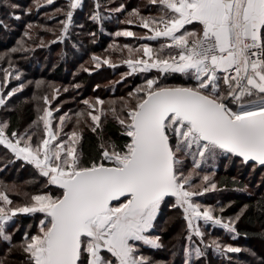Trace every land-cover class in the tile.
Segmentation results:
<instances>
[{
	"label": "snow or ice",
	"instance_id": "obj_1",
	"mask_svg": "<svg viewBox=\"0 0 264 264\" xmlns=\"http://www.w3.org/2000/svg\"><path fill=\"white\" fill-rule=\"evenodd\" d=\"M148 5L158 14L143 15L134 8L124 21L117 19L136 23L147 34L122 29L113 35L157 41L159 46L109 45L127 51L121 63L130 71L122 79L144 76L126 97L84 99L82 109L72 116L59 115L54 124L53 114L60 110L52 107L59 93L54 88L52 99L47 94L39 98L44 106H38L36 119L23 131L0 119V146L13 157L5 167L20 160L46 178L44 188L34 194L0 181V240L9 245L0 264H13L7 256L14 250L24 257L23 264H154L142 246L163 247L161 236L152 233L164 207L178 210L185 221L183 264H209V251L231 261L230 254L242 249L212 238L205 228L218 226L235 240L247 236L237 225L250 208L264 215V198L244 204L231 217L222 215L231 203L200 202L205 194L227 188L215 180L221 157L264 167V0H148ZM35 6L41 7V0H35ZM10 7L19 10L18 5ZM81 7L83 0H69L67 11L56 9L53 15L63 14L65 19L59 21V33L51 43L71 39L73 14ZM104 7L95 0L89 16L101 29L113 14L125 11L120 4L105 14ZM0 27L7 25L0 22ZM32 29L28 24L24 32L28 40L33 39ZM88 36L94 43L96 34ZM30 50L22 38L11 52ZM7 55H0V61ZM91 60L96 69L116 67L110 58L93 55ZM7 62L9 67L0 69V108L5 110L9 99L26 86L21 71ZM153 70L156 75L149 78ZM173 74H180L185 83H164ZM10 79L19 83L5 91ZM41 84L36 82V87ZM73 117L75 125L65 133ZM102 117L114 118L128 139L118 145L101 137L97 155L85 156L80 126L93 133L103 131ZM51 186L56 190H48ZM13 195H22L26 202H14ZM21 215L37 222L34 231L33 225L26 226L21 241L14 244L8 229Z\"/></svg>",
	"mask_w": 264,
	"mask_h": 264
},
{
	"label": "trees",
	"instance_id": "obj_2",
	"mask_svg": "<svg viewBox=\"0 0 264 264\" xmlns=\"http://www.w3.org/2000/svg\"><path fill=\"white\" fill-rule=\"evenodd\" d=\"M100 2L102 5H106V7L101 9L105 14H107V9L119 7L120 4L125 6V11L113 14V19L106 21L101 29L100 26L89 19L94 10L95 0H83V7L74 11L73 14L74 25L76 26L70 30L71 39L51 43V41L56 40V36L59 33V21L65 19V16L63 14H48L47 12L54 9L67 11L69 0H54V3L51 5L41 0V7L35 6V0H0V22L7 25L6 28L0 27V55L8 53L5 60L0 61V69L9 67L7 61L11 60L20 71L24 69L25 78L35 79L44 77L48 82L61 81L63 84L74 82V84L80 85L79 88L76 87L77 91L74 93L75 96L73 95L74 99L64 103L66 108L71 109L70 113L72 114L84 107L82 101L86 97L89 99L98 96L105 101L126 97L128 92L132 91L135 86L143 83L144 76L143 74H133L122 79V74L127 73L129 69L126 64L121 63L122 60L127 58V51L121 52L119 49H109V45L122 46L129 44L139 47L141 43L148 42L156 48L159 46V42L141 40L136 37H115L113 35L115 31L122 29L130 30L136 33L137 36H144L148 32V30L143 29L136 23L130 25L118 23L117 19L124 21L128 18V12L134 8H139L143 15H157L159 10L155 7L150 8L148 0H100ZM10 5H18L19 10H13ZM28 9H31V11L29 12ZM15 16H19L20 19H15ZM28 24L34 25V29L29 30L33 35L32 40L24 37ZM79 25H83V28L79 27ZM46 29H53L54 31H46ZM90 32L96 34L94 43L91 37L88 36ZM22 38L26 42V47H29L31 50L12 53L11 47L14 45L18 46ZM41 39L44 41V46H40ZM74 44L76 47H73ZM55 52L57 54L54 56L53 53ZM93 55L110 58L112 63L116 64V67L112 68L109 65H102L101 68L96 69L95 64L91 60ZM85 69H88V71H85ZM148 76L151 78L154 74L150 73ZM2 79L3 73L0 71V81ZM124 83L127 84L125 85ZM164 83L183 84L185 83V78L180 74H173L164 80ZM12 84L13 80L10 79L8 87L5 90L10 88ZM97 85L100 87L97 88ZM50 87H54V85L47 84L46 86L42 84L37 90L48 94ZM64 87H61V89ZM35 88L36 84L34 83L25 86L22 92L17 93L9 99V108L7 110L3 109L4 119L10 120L12 126L18 127L20 131L28 128L37 117L39 103L37 104L36 100L32 99L35 93L30 94ZM65 92L69 93L70 88ZM61 93L64 92L61 91L58 94ZM40 97L41 95L39 94ZM3 113L0 111V114ZM70 127H72V123H68L64 129L67 131ZM102 128L103 131L98 129L96 133H93L89 128L83 125L80 126L83 136L81 147L85 156L89 154L97 155V148L101 142V137L104 141L111 139L118 145L125 143L128 139L122 135L123 130L112 117H109L106 121L102 117ZM10 159L11 157L9 158L7 149L0 147V168L4 169L0 171V177L3 178L5 183L21 185L22 192H38L44 188L46 178L41 177L35 171L34 166L17 160L14 164H8L5 167V164ZM215 173V180L218 182V185L220 187L227 185V188L224 191L216 192L219 197L214 202V206H224L231 203V207L226 208L222 214L223 216H234L244 204L251 206L257 200L264 198V167L259 165L253 166V162L242 164L241 160L236 157L231 159L221 157L216 163ZM260 175L263 176L256 180ZM233 178H235V183H233ZM29 181L31 183H26ZM237 189L246 190L238 191ZM48 190L55 191L56 189L55 187H50ZM12 198L21 201L25 199L22 195H13ZM217 201H219V205H217ZM36 222L37 220H34L32 216H19L15 225L12 226L14 230L12 228L8 229V231L13 233V243L21 241L26 226L33 225L34 231ZM237 228L242 234L247 233V236L241 235L238 237V241L241 244L264 243V215L256 212L255 209L250 208L238 222ZM212 230L219 232V234L222 232L219 228H213ZM153 232L161 236L163 247L152 249L150 246L143 245V251H146L152 258H163L164 260L171 261V253L174 252L175 254V252H178L176 249L185 243L186 224L181 213L178 210L167 207L162 208L157 220V226ZM8 247L9 245L6 242L0 240V258L6 256ZM7 259L12 261L13 264H23L24 257L14 250L12 255L7 256ZM173 260H175V263L171 262L170 264H179L176 257ZM217 264H225V261L220 259ZM260 264H264V260Z\"/></svg>",
	"mask_w": 264,
	"mask_h": 264
},
{
	"label": "rangeland",
	"instance_id": "obj_3",
	"mask_svg": "<svg viewBox=\"0 0 264 264\" xmlns=\"http://www.w3.org/2000/svg\"><path fill=\"white\" fill-rule=\"evenodd\" d=\"M55 12H56V9L48 11L47 13L48 14H53ZM15 47H17V46L14 45V46L11 47V49L15 48ZM53 54L55 56V54H57V52H55ZM6 68H8V67H6ZM3 69H4V67H3ZM23 70L24 69H21V73H22L21 80L25 83L26 86L29 85V84H32V83L36 84V82H42V84H45L46 86H47V84H49V85L53 84L54 85V87H50L49 88V91H48V94H47V95H49L50 99H52V96L54 94V92H53L54 88H59V92H61V91L64 92V93H61V94H56V96H58V97H56L55 100L52 99V107L53 108L59 107V109H60L59 112H54V114H53L54 115V124L56 122L55 118L58 117L59 115H64L65 113H69L70 116L73 115L72 113H70L71 109L70 108H66L64 106V103L69 102V100H71V99H74L73 95L75 96L74 93L77 91L76 87H75L76 84H74V82L63 84V83H61V81H58V82L50 81V82H48L47 79H45L44 77L35 78V79L25 78L24 77L25 74H24ZM129 71L130 70L128 69V72ZM152 74L156 75L155 71H153ZM29 82H31V83H29ZM18 83H19L18 81L13 80L12 86L10 88H8L7 90H5V91H8V90H10L13 87H16L18 85ZM124 84L126 85L127 83H124ZM62 85H64L65 87L62 86ZM61 87H64V88L61 89ZM65 88H67V89L70 88V92L68 93V92L63 91ZM30 94L31 95L34 94L37 97L36 102H37V104L39 103L38 106L40 108H43L44 105L42 104V101L39 100V94L41 95V97L43 95H45V94L42 93V92H39L37 90V87L35 88L34 91H31ZM68 95H70V96H68ZM91 98H89V99H91ZM86 99H87V97H86ZM8 106L9 105H7V108H9ZM0 111L2 113L4 112V110L2 108H0ZM4 117H5L4 113L0 114V119H4ZM73 119L74 120L72 122V127H70L67 131L64 129L65 133L72 131V129H73L74 125H75V118L73 117ZM0 147L5 149L3 146H0ZM7 153H8L9 158L11 157L10 160H12L13 159L12 155L8 151H7ZM35 171L37 172V170H35ZM262 176L263 175H260V177H258L256 180L260 179ZM0 181H3L2 177H0ZM22 184H24V183H22ZM24 186H26V185L24 184ZM51 187L53 188L55 186H51ZM25 192L32 193V194L36 193V192H32V191H25ZM218 197H219V195L216 192L207 193L201 199L200 202L203 203V204L214 205V202L217 200ZM12 199L16 203H24V202H26L25 199H22L23 201L15 200V198H12ZM39 216H40V214H38V217ZM14 225H15V223L12 224L10 228H12V226H14ZM16 227H15V229H16ZM214 228H217V229L219 228V230L222 231L221 234H219V232L213 231L212 230L213 227L211 225L207 226L205 228V231L210 233V236L212 238L219 237L223 243L232 244L233 246L240 247L242 249V251L240 253L230 254L231 261H229L228 257H219L216 254H214L213 252L209 251V255H208L209 264H217L218 260H220V259H223L225 261V264H258V263L260 264V262L262 260H264V243L253 242V243H246V244L243 243V244H241L238 241V238L235 239V240L231 239L230 235L227 234L224 229H222V228H220L218 226L214 227ZM12 230H14V229L12 228ZM152 234L158 235L157 233H154V232ZM185 243H186V241H185ZM185 243L183 244V246H181L178 249H176V251H178V252H175V254H174V252L171 253L172 254L171 258H170L171 261L164 260L163 258H161V259L160 258H152V256L149 255L148 253H146V251L145 252L143 251V252H144L145 255L150 256L153 259L154 264H170L171 262L175 263V260H173L174 257H176V259H177L179 264H183L184 258H185L184 257V250H183ZM164 245L166 247H168L166 244H164Z\"/></svg>",
	"mask_w": 264,
	"mask_h": 264
},
{
	"label": "crops",
	"instance_id": "obj_4",
	"mask_svg": "<svg viewBox=\"0 0 264 264\" xmlns=\"http://www.w3.org/2000/svg\"><path fill=\"white\" fill-rule=\"evenodd\" d=\"M186 27H189L190 28V26H186ZM190 30H191V28H190Z\"/></svg>",
	"mask_w": 264,
	"mask_h": 264
}]
</instances>
